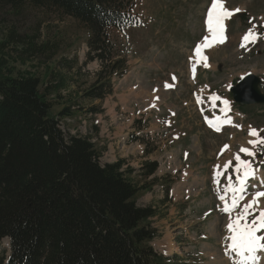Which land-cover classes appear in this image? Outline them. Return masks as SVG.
Here are the masks:
<instances>
[{
  "label": "rangeland",
  "instance_id": "374dc122",
  "mask_svg": "<svg viewBox=\"0 0 264 264\" xmlns=\"http://www.w3.org/2000/svg\"><path fill=\"white\" fill-rule=\"evenodd\" d=\"M132 1L136 25L108 32L112 52L125 59L126 73L112 76L111 94L102 100L82 97L100 68L98 61L87 60V30L53 8L30 2L12 8L0 2V43L9 32L22 40L18 46L7 43L0 60L14 68L15 75H36L41 91L50 90L47 98L55 115L64 107L70 109L71 114L60 116L61 127L66 133L90 137L101 163L123 160L128 177L137 187L144 186L135 195L136 203L155 207L149 221L159 231L151 242L156 249L167 254L173 248L171 254H178L184 264H242L235 253L224 251L230 242L225 239L229 214L219 197L225 195L229 176L235 183L234 157L241 146L256 154L240 153L255 171L240 205L264 191V146L248 143L255 139L249 134L252 128L264 137V104L240 105L229 90L241 76L253 73L263 81L264 93V36L246 48L240 46L252 25L264 33V0H224L227 9L239 11L224 21L225 42L203 49L208 67L201 62L195 71V61L190 63L189 58L208 34L205 16L211 0ZM28 41L44 50L21 53ZM212 94L228 101L226 112L220 100L210 99ZM205 118L231 122L219 123V131H213ZM141 135L143 143L137 138ZM146 160L159 163L153 176L142 173ZM227 161L232 164L225 171ZM217 171L222 174L216 176ZM231 196L228 192L226 200L230 202ZM259 207L264 208V197ZM237 212L239 208L233 218ZM257 235L264 236V230ZM8 251L5 237L0 240V255ZM256 255L257 264H264V251Z\"/></svg>",
  "mask_w": 264,
  "mask_h": 264
},
{
  "label": "trees",
  "instance_id": "16d2710c",
  "mask_svg": "<svg viewBox=\"0 0 264 264\" xmlns=\"http://www.w3.org/2000/svg\"><path fill=\"white\" fill-rule=\"evenodd\" d=\"M0 2L12 8L30 2L75 18L89 34L87 60L100 65L82 97L102 100L111 94L112 76L126 69L124 57L112 52L108 32L136 25L132 0ZM20 41L9 32L0 50ZM27 44L21 53L44 50ZM13 71L0 60V240L8 237L10 244L0 264H178L177 255L163 256L150 244L158 235L149 221L156 210L136 203L144 186L128 177L123 160L101 164L90 137L61 129L60 116L70 109L55 115L49 88L41 91L36 75ZM141 166L150 176L158 163Z\"/></svg>",
  "mask_w": 264,
  "mask_h": 264
},
{
  "label": "snow or ice",
  "instance_id": "6c2138e0",
  "mask_svg": "<svg viewBox=\"0 0 264 264\" xmlns=\"http://www.w3.org/2000/svg\"><path fill=\"white\" fill-rule=\"evenodd\" d=\"M237 11H239V9H227L224 5V0H211L205 16V28L208 34L203 36L202 42L196 44L193 50L194 56L189 58L190 63L195 61V63H193V71H195V64H200L201 62H203L204 67H208L207 57L203 55V49L212 47L217 43L225 42L226 28L224 21ZM255 28L256 25H252L241 38L240 46L242 48H246L249 43H255L258 38L264 36V33H257ZM167 86L170 85H166V87ZM210 99L213 102L220 100L224 105L223 110L225 112L228 110L227 100H222V98L216 94H212ZM230 122V120L220 121L219 118H217V123L208 121L217 131H219V123ZM249 134L255 137V139L248 141L249 144L253 146H264V137L260 136L257 129H250ZM224 147L227 149L229 146L225 145ZM240 153H245L249 156H255L256 154L248 147H240L239 152L236 153L234 157L236 161L233 168V171L236 173L235 183L232 177L229 176L225 195H221L219 198L221 201L225 202L223 211L229 214V222L226 225L229 235L226 236L225 239L230 242L226 246V254L235 253L243 264V262H254L258 260L256 255L257 252L264 251V236L257 235L258 232L264 230V208L259 207V200L261 197H264V191H257L251 200L242 206L240 205V201L244 199L243 194L245 192L246 183L249 178L255 175L251 161L243 160ZM231 164V161L225 162L223 169L226 171ZM217 168H219V166H217ZM221 174L222 172L220 171L216 172V176ZM217 183H219V181H217ZM228 192L232 193L230 202L226 200ZM237 208H239V212H237L236 216L233 218L232 212ZM256 211H258V215L253 216V213ZM250 216H252L251 220H249Z\"/></svg>",
  "mask_w": 264,
  "mask_h": 264
},
{
  "label": "water",
  "instance_id": "95a60500",
  "mask_svg": "<svg viewBox=\"0 0 264 264\" xmlns=\"http://www.w3.org/2000/svg\"><path fill=\"white\" fill-rule=\"evenodd\" d=\"M259 82L257 75L246 74L230 88L234 100L243 105L264 103V94L258 88Z\"/></svg>",
  "mask_w": 264,
  "mask_h": 264
},
{
  "label": "crops",
  "instance_id": "0c3cea01",
  "mask_svg": "<svg viewBox=\"0 0 264 264\" xmlns=\"http://www.w3.org/2000/svg\"><path fill=\"white\" fill-rule=\"evenodd\" d=\"M172 249H173V248H168V250H167V251H168V252H170V251H172Z\"/></svg>",
  "mask_w": 264,
  "mask_h": 264
},
{
  "label": "bare ground",
  "instance_id": "6f19581e",
  "mask_svg": "<svg viewBox=\"0 0 264 264\" xmlns=\"http://www.w3.org/2000/svg\"><path fill=\"white\" fill-rule=\"evenodd\" d=\"M263 204V203H262ZM259 263L258 261L255 262V264Z\"/></svg>",
  "mask_w": 264,
  "mask_h": 264
}]
</instances>
